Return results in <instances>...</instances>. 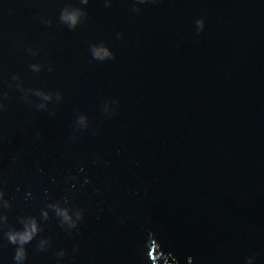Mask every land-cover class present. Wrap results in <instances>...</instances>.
<instances>
[{"label": "water", "instance_id": "1", "mask_svg": "<svg viewBox=\"0 0 264 264\" xmlns=\"http://www.w3.org/2000/svg\"><path fill=\"white\" fill-rule=\"evenodd\" d=\"M0 191V264H264V0H0Z\"/></svg>", "mask_w": 264, "mask_h": 264}, {"label": "clouds", "instance_id": "2", "mask_svg": "<svg viewBox=\"0 0 264 264\" xmlns=\"http://www.w3.org/2000/svg\"><path fill=\"white\" fill-rule=\"evenodd\" d=\"M89 0H81L82 4H87ZM142 2V0H141ZM86 16V13L81 8H73V7H66L62 10L60 19L63 23H65L69 28L75 29L80 23L82 18ZM197 24L202 29L204 26V21L199 20ZM93 59L104 61L107 59H113L114 53L104 45H92L91 47ZM40 65H32L33 70L39 71ZM36 95L41 97L44 101H51L53 99L52 94L45 93L43 91H37ZM61 98L60 94H56V99L59 100ZM40 108H45L46 104L41 103L39 105ZM78 123L83 126L87 127L88 125V118L85 115H80L78 118ZM4 193L0 191V198H3ZM4 206L8 207V202L4 201ZM49 207L55 210L56 214L62 218L63 222L70 224L72 227H75V222L73 221V214L72 210L67 207H61L59 204H51ZM77 217H82L80 212H76ZM42 217L47 220L49 218V212L47 210H42ZM7 216L3 217L4 222H7ZM20 223L23 227L19 230L15 228L9 229L6 233L7 239L9 243L16 245V252L14 255V260L17 264H23V262L27 258V248L26 245L31 243L39 232L42 230L39 220L36 217H27L21 218ZM47 240H41L39 242V248L43 249L46 245H48ZM64 253L61 252L60 255Z\"/></svg>", "mask_w": 264, "mask_h": 264}]
</instances>
